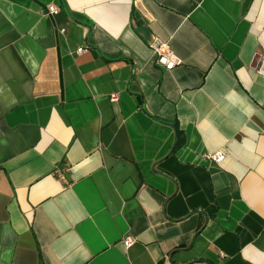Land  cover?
<instances>
[{
  "label": "crops",
  "instance_id": "crops-1",
  "mask_svg": "<svg viewBox=\"0 0 264 264\" xmlns=\"http://www.w3.org/2000/svg\"><path fill=\"white\" fill-rule=\"evenodd\" d=\"M263 54L264 0H0V264H264Z\"/></svg>",
  "mask_w": 264,
  "mask_h": 264
},
{
  "label": "built area",
  "instance_id": "built-area-1",
  "mask_svg": "<svg viewBox=\"0 0 264 264\" xmlns=\"http://www.w3.org/2000/svg\"><path fill=\"white\" fill-rule=\"evenodd\" d=\"M48 9L49 11H55L56 6H49ZM152 48L156 53V63L158 65L164 67L165 69H172L174 65L177 63V60L174 57V55L171 53V50L169 49L167 43L162 42L160 40H156V42L152 44ZM79 50H81V48ZM256 72L264 76V54L260 57L259 64L256 67ZM114 100H115V95L112 96V101ZM205 158L215 163H219L223 160L224 154L219 151L208 152ZM54 175L58 178V180H62L67 183V179L65 175L58 168L54 169ZM133 241H134L133 237L129 234L124 236V238L122 239V242L126 247L131 245Z\"/></svg>",
  "mask_w": 264,
  "mask_h": 264
}]
</instances>
